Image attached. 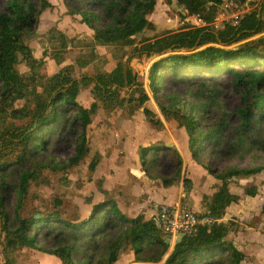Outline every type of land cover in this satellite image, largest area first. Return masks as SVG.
<instances>
[{
    "label": "trees",
    "instance_id": "trees-1",
    "mask_svg": "<svg viewBox=\"0 0 264 264\" xmlns=\"http://www.w3.org/2000/svg\"><path fill=\"white\" fill-rule=\"evenodd\" d=\"M64 1L68 14H79L80 21L93 30V34L92 40L86 41L66 40L60 33L61 49L66 50L68 43L89 50L96 46H111L110 57L114 65L109 71L91 73L86 71L90 61L79 55L75 65L64 66L50 76L43 75L44 55L34 58L26 39L34 35L41 12L53 5L48 0L4 1L0 10V190L7 187V176L17 170L18 174L17 184L13 187L15 204L12 211L7 210L4 196L0 193V264H18L17 250L34 247L39 233L54 228L53 222H58L57 226L62 229H86L91 235L93 232H104L111 219L118 231L111 236L105 258L96 263L91 258L84 264H115L123 244L133 250L137 262L241 264L245 254L227 238L229 227L224 222L198 227L194 233L182 235L171 246V236L156 225L154 218L145 219L141 215L126 218L112 199L95 207L96 211L103 212L102 220L95 215L72 224L59 215L60 199L54 201L55 210L48 215L36 217L35 213L24 216L22 213L30 183L39 182L43 166L22 167L31 153L46 149L49 135L68 122L65 118L67 114L78 122L80 133L66 165L72 166L89 158V171L96 169L100 153L91 151L86 130L92 115L99 108L106 112L120 109L129 114L141 109L148 123L162 129L163 122L147 106L149 94L146 84L138 79V74L130 65L133 57L154 58L148 68L147 83L152 96L167 76L194 79L204 72L229 74L233 89L240 96L236 110L240 119V139L232 145L228 144L231 151L236 152L244 144L243 137L250 130L254 117L258 121L264 116V43L260 36L264 32V0H258L256 7L239 17L237 23H226L222 29L212 24L222 0H165L181 20L195 16L203 24L186 25L152 39L144 37L143 32L155 29L149 15L156 0H92L97 4L99 13L77 11L68 4V0ZM207 3L212 6L208 7ZM96 21H101L100 26L95 25ZM52 30L48 31L50 35ZM53 56L59 57L56 54ZM20 61L29 69L27 72L18 71ZM72 72L76 74L65 82V74ZM84 87L89 88L93 98L89 108L77 101ZM17 102L21 105L13 107ZM160 109L164 117L176 122L178 128L185 127L192 133L198 124L189 115ZM191 140L189 138V142ZM262 171L264 165L219 173L217 176L221 185L210 196L208 213L217 216L213 205L224 209L240 200L239 194L229 190L230 178ZM257 192L256 186L244 189V194L249 197H254ZM260 211L264 213V202ZM166 239L169 241L166 242ZM89 242L95 244L92 235ZM148 248H154L155 254L141 256ZM43 251L58 257L61 264H80L74 261L68 246L60 245Z\"/></svg>",
    "mask_w": 264,
    "mask_h": 264
},
{
    "label": "rangeland",
    "instance_id": "rangeland-1",
    "mask_svg": "<svg viewBox=\"0 0 264 264\" xmlns=\"http://www.w3.org/2000/svg\"><path fill=\"white\" fill-rule=\"evenodd\" d=\"M4 1L0 0V10ZM48 1L53 6L41 12L34 35L26 39L34 58L39 59L44 55L45 64L41 73L50 76L64 66L75 65L79 55L90 61L86 71H109L114 65L110 57L111 46H96L89 50L68 43L66 50L61 49L60 33L66 40L74 38L90 41L93 30L82 24L79 15L68 14L64 0ZM257 2L258 0H245L240 4L234 0H223L227 7H217L213 19L215 27L220 28L218 23L222 26L226 20L235 21L236 15H243L255 8ZM68 4L77 11L100 12L92 0H68ZM206 5L212 6L211 3ZM149 19L155 29L143 32L147 39L177 31L186 25L203 24L195 16L181 20L165 0H156ZM100 24L101 21L95 22L97 27ZM51 28L53 30L50 35L48 31ZM260 36L264 43V32ZM55 54L59 57L55 58ZM153 59L133 57L130 65L138 74V79L146 84L149 94L147 106L161 119L163 128L159 129L148 123L141 109L129 114L120 109L106 112L99 108L92 115L86 130L91 151L100 153L96 169L89 171V158L72 166L66 165L74 152L80 133L78 122L67 114L65 118L68 122L49 135L46 149L31 153L22 167L31 169L36 165L43 166L39 182L30 183L24 202V216L35 213L36 217L48 215L55 210L54 201L60 199L62 204L57 208L59 215L62 219L76 224L95 215L101 219L103 212L96 211V205L112 199L124 217L131 219L141 215L145 219H151L164 205L186 207L183 204L185 198L191 192L197 191V164L216 177L219 173L264 165V116L258 121L254 117L247 135L242 136L244 144H241L236 152H232L228 146L240 139V119L236 113L240 96L234 91L229 74L204 72L194 79L186 76L177 79L167 76L158 85L155 96H152L147 83L148 68ZM17 68L20 73L29 70L21 61ZM75 74L76 72L65 74L64 81L67 82ZM77 101L85 108L90 107L93 98L89 88L80 90ZM20 105L21 102H17L13 107ZM160 108L189 115L196 119L198 124L192 133L185 127L178 128L174 120L164 117ZM189 138L192 139L191 142ZM188 157H191L194 165L184 169V162ZM17 174L18 170L7 176L9 186L0 190L9 211H12L15 204L13 187L17 184ZM251 186L260 189L254 196L256 200L252 202L264 197V173L238 175L229 180L230 191L241 195V200L245 202L253 198L244 194V189ZM183 194L185 197H182ZM257 195L259 197H256ZM202 198L206 206L202 213H208L210 196ZM191 199L193 202L197 200L194 196ZM113 223L114 220H109L102 233H91L95 240V244H92L89 242L91 235L86 229H62L57 226L58 222H53L54 228L39 233L34 247L17 250L18 264H61L58 257L43 251L60 245L71 249L77 263L90 262L91 258L93 263L102 261L111 236L118 231V227L115 228ZM224 223L228 225L229 231L234 230L235 223ZM173 243L171 240V246ZM122 248L115 264H152L135 261V254L129 245L123 244ZM153 254L155 249L148 248L141 256ZM245 264H264V257L250 255Z\"/></svg>",
    "mask_w": 264,
    "mask_h": 264
},
{
    "label": "crops",
    "instance_id": "crops-1",
    "mask_svg": "<svg viewBox=\"0 0 264 264\" xmlns=\"http://www.w3.org/2000/svg\"><path fill=\"white\" fill-rule=\"evenodd\" d=\"M190 158L188 157L187 160H185L184 169L193 167L194 163ZM259 173H264V171ZM197 178L199 179L197 182V191H193L194 193L191 192L187 198H185L183 204L189 209L204 212L206 206H204L202 197L211 196L212 193L217 190V187L221 185V179L206 172L199 164H197ZM258 191H260V189H258ZM193 196L195 199L197 198V203L192 201L191 198ZM182 197H185V194H183ZM256 197H259V195ZM240 200L237 203L228 205L224 209L220 208L218 205H213V208L218 212V224L226 221L235 223L234 230L228 232L227 238L232 240L234 245L245 254V258L241 263L245 264L250 255H257V258L264 257V213L260 211L261 205L264 202V197L254 202H252V200H256L254 197L249 198L251 201L248 200L247 202Z\"/></svg>",
    "mask_w": 264,
    "mask_h": 264
},
{
    "label": "built area",
    "instance_id": "built-area-1",
    "mask_svg": "<svg viewBox=\"0 0 264 264\" xmlns=\"http://www.w3.org/2000/svg\"><path fill=\"white\" fill-rule=\"evenodd\" d=\"M241 4V0H234ZM221 9L227 7V4H220ZM242 15V14H241ZM239 16H235V21H227L226 23H237ZM220 25L222 29L224 25ZM214 25V22L212 23ZM215 27V25H214ZM216 28V27H215ZM156 225L167 235L171 236L172 241H175L177 236H182L184 234H192L196 231L198 227L201 226H211L218 222L216 216L209 213H202L195 210L182 207L180 205H164L162 206L158 213L154 217Z\"/></svg>",
    "mask_w": 264,
    "mask_h": 264
},
{
    "label": "water",
    "instance_id": "water-1",
    "mask_svg": "<svg viewBox=\"0 0 264 264\" xmlns=\"http://www.w3.org/2000/svg\"><path fill=\"white\" fill-rule=\"evenodd\" d=\"M181 239V236H177L176 238H175V242L176 241H179ZM169 241V239H166V242H168Z\"/></svg>",
    "mask_w": 264,
    "mask_h": 264
}]
</instances>
